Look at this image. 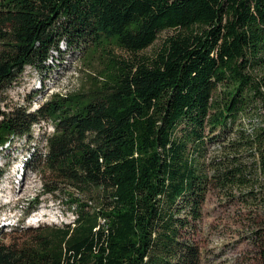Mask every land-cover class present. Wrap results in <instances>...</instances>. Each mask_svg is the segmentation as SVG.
Returning <instances> with one entry per match:
<instances>
[{
	"label": "trees",
	"instance_id": "trees-1",
	"mask_svg": "<svg viewBox=\"0 0 264 264\" xmlns=\"http://www.w3.org/2000/svg\"><path fill=\"white\" fill-rule=\"evenodd\" d=\"M162 30L173 33L139 56ZM60 45L99 56L90 85L3 107L25 67L46 68ZM41 121L47 192L94 205L76 203L61 225L16 223L23 235L0 239V264H200L210 189L258 209L264 264V0H0V152Z\"/></svg>",
	"mask_w": 264,
	"mask_h": 264
},
{
	"label": "rangeland",
	"instance_id": "rangeland-1",
	"mask_svg": "<svg viewBox=\"0 0 264 264\" xmlns=\"http://www.w3.org/2000/svg\"><path fill=\"white\" fill-rule=\"evenodd\" d=\"M173 30L157 33L154 42L138 52L139 56H153L162 46L165 38ZM53 52L46 68L37 69L26 66L24 72L4 92L2 106H29L35 109L54 92H76L86 89L99 65V56L79 58L77 51L64 50ZM64 50V51H63ZM118 58H132V54L114 49ZM52 130V124L41 121L34 125L33 136L14 137L0 152V239L19 237L21 231L12 232V227L23 222L25 227L37 224H57L71 222L76 203L93 202L85 193L61 186L58 191L48 193L47 188L54 185L37 165L40 153L44 152L40 137L43 132ZM33 148L37 154L31 168L25 169L23 163ZM38 202L37 206L24 215L27 206ZM261 224L257 208H247L237 199H228L221 192L210 189L202 209V218L198 223L194 239L201 251L200 264H254L255 253L252 234ZM263 224V223H262Z\"/></svg>",
	"mask_w": 264,
	"mask_h": 264
}]
</instances>
